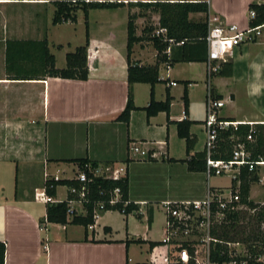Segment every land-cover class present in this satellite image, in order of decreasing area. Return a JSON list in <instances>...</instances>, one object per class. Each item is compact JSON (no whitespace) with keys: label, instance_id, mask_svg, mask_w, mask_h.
<instances>
[{"label":"crops","instance_id":"0c3cea01","mask_svg":"<svg viewBox=\"0 0 264 264\" xmlns=\"http://www.w3.org/2000/svg\"><path fill=\"white\" fill-rule=\"evenodd\" d=\"M150 1L153 0H0V243L5 244L4 264H173L178 260L176 246L154 239V205L202 200L208 189L226 190L234 186L229 179V188L213 187L210 179L217 176L207 178L206 169L190 172L183 162L205 150L207 45L205 53H196L205 56L206 61L159 65L160 82L154 85L153 96L157 102L165 101L167 94L172 98L168 114L160 112L148 118L144 108L149 104L152 87L135 83L132 93L137 110L131 112L128 124L116 121L126 107L129 89V15L135 16V35L144 37L133 45L131 62L153 66L157 61V51L145 38L154 36L161 28L159 15L151 9L128 5L129 2ZM167 1L205 2L208 13H191L190 21L205 22L208 29V21L218 18L224 26L234 25L239 31H246L250 28L249 5L263 0ZM57 2L77 7L83 2L124 5L116 9H91L86 21L83 11L78 9L74 23L54 25ZM151 19L157 20L152 24ZM85 22L89 41L86 80L53 77L14 80L6 73V42L13 40L45 39L56 67L65 68L66 61L58 63L51 47L67 54L82 46ZM71 24L79 30L74 28L68 36L54 35L57 27ZM259 32V36L233 48L228 56L231 67L225 68V74H215L211 79L213 97L224 104L219 111L223 120L264 125V25ZM178 46L180 44H170L175 57L179 56ZM166 53L170 56L171 50ZM185 91L186 115L183 113ZM142 97L145 99L140 103ZM182 120L192 123L189 133L195 137L189 154L185 141L177 135L176 123ZM198 126L205 136L200 150L197 149L199 135L194 131ZM176 138L183 142L184 157L174 156L171 144ZM135 143H141L144 150L149 151L148 158L130 151ZM79 159H87L96 166L125 168L128 201L135 204L137 210L128 215L117 214L118 211L100 212L94 225L87 229L46 222L47 204L35 200L36 192L43 191L45 181L54 177L76 180L80 168L70 161ZM62 165H71L73 176L60 178L59 174L67 172ZM147 170L154 171V175L148 174L163 183V190L148 189ZM176 170L181 179H185L184 186L175 183ZM252 185L249 200L253 202ZM59 187L52 197L56 202L61 201ZM67 189L65 199L69 187ZM111 213H116L120 220L112 219ZM76 214L84 215L85 211L81 208ZM142 214L146 215L144 225L137 222ZM163 215L161 233L164 238V210ZM153 243L158 245L153 246Z\"/></svg>","mask_w":264,"mask_h":264},{"label":"trees","instance_id":"16d2710c","mask_svg":"<svg viewBox=\"0 0 264 264\" xmlns=\"http://www.w3.org/2000/svg\"><path fill=\"white\" fill-rule=\"evenodd\" d=\"M123 3L114 2H88L80 6H73L71 3L57 2L56 10L52 19L54 25L62 23H74L76 20V12L81 9L84 13V19L87 20V13L91 9H116L123 6ZM128 5L151 9L159 15V26L166 29L165 36H148L154 49L157 51V61L153 66H138L131 62V54L133 45L144 37L135 35L134 20L135 16L129 15L127 23V83L128 95L127 103L123 112L117 117L116 121L128 124L131 112L137 110L133 103L132 86L135 83L149 84L152 89L150 93V101L144 111L147 117L156 116L160 112L166 114L170 111L172 98L167 94L165 101L157 102L154 100L153 87L159 83L158 70L161 63L172 65L177 62H203L206 61L205 56H198L196 53H205L207 23L193 22L189 20L191 13H208V6L205 2H177L171 3L167 0H153L150 2H129ZM249 10L255 12V17L250 19L249 27L256 28L264 25V0L260 3H252L249 5ZM86 25V22H85ZM153 28H151L152 30ZM180 44L177 47L179 58L173 55V49L170 44ZM88 31L85 27V42L82 46L77 47L73 52L67 53L65 56L66 66L63 69L56 67L55 57L48 49L47 41H7L5 49L6 73L14 77V80H42L46 77L86 80L88 77L87 67V47H88ZM170 49V56L166 51ZM231 67V63L225 62L221 64V68L217 74H225V68ZM228 74V73H227ZM230 75V73L228 74ZM184 115H186L188 100L187 92L183 95ZM231 122V121H230ZM192 123L187 120H182L176 123L177 135L185 141L186 153L189 154L195 145V137L189 133V127ZM250 127L248 125H238L237 129L232 128L227 131L219 132L217 137L216 147L212 157L215 160H229L232 155L234 146L237 143H244L248 150L251 151V159L256 160L259 156L264 155V125L255 127V142L248 143L245 141L249 134ZM206 154L205 150L196 153L183 161L187 165L190 172H204L206 169ZM78 164L80 170H84L85 166L90 164L96 167V163L89 162L87 159L73 160ZM259 181L257 170L248 172L247 167L242 168L240 175V204L248 207L253 211V215L249 216L254 226L249 229L247 224L241 222L245 219L246 213L234 212L227 216L225 222L213 228L211 235L218 242L212 244L210 249L211 260L218 263L228 262L231 260L227 243H241L246 245L248 256L244 258L247 264H261L256 260L264 255V204L259 205L249 200V192L252 184ZM87 187L86 202L83 204L85 211L84 215H78L76 212L67 219L68 201L72 196L68 192L65 200L57 203H48L46 206V222L51 224L61 225H78L85 229L88 226L94 225V210L97 209V204L107 203L115 189L120 192L119 202L110 207L106 204L102 212L118 211L123 215H128L137 207L135 204L128 201L129 183L125 175L119 180H106L102 178H92L88 176L86 183H79L77 180H46L44 189L48 196L54 197L56 188L59 186ZM127 203L124 206V203ZM124 209V211H123ZM248 223V222H247ZM250 225V224H248ZM158 245L156 243L152 244ZM5 244L0 243V264H4ZM238 261L243 258L238 257ZM192 264V263H190Z\"/></svg>","mask_w":264,"mask_h":264},{"label":"built area","instance_id":"2783aa9c","mask_svg":"<svg viewBox=\"0 0 264 264\" xmlns=\"http://www.w3.org/2000/svg\"><path fill=\"white\" fill-rule=\"evenodd\" d=\"M250 18L255 17L254 11H249ZM260 28H249L246 31H239L236 26H224L218 18H212L208 21L206 36L207 45V94H206V118L204 129L206 133L205 154H206V176L226 177L230 179L234 186L224 190H207L206 196L202 200L188 202H164L162 204L166 215V229L163 238L164 244H174L178 249V260L173 264H247L243 260L238 261L235 252L229 251L231 260L228 262L218 263L211 260L210 249L212 244L218 241L211 235L213 228L226 221L228 214L234 212H244L247 206L240 204V175L243 167H247L248 172H253L264 167V155L259 156L256 160L251 159V151L247 149L245 142L237 143L232 151L229 160H215L212 157L216 147L219 132L227 131L232 128L237 129L239 122H230L221 119L219 111L223 108V101L217 100L211 93V79L221 68V64L228 62V56L233 48L239 46L244 41H250L259 36ZM166 30L159 28L155 36H165ZM172 85H175L173 83ZM250 127L249 134L245 141L248 143L255 142L256 124H245ZM131 152L140 154L148 158V150H140L136 146L130 148ZM87 170H80L76 176L79 183H86L88 176L92 178H102L106 180H119L126 175L125 168L115 167L113 165L92 167L90 164L85 166ZM55 181L57 177L53 178ZM87 187L80 188L70 187L69 193L72 199L68 201L67 219L75 212L72 209L74 204H79L83 208L86 202ZM35 200L44 204L57 203L52 197L48 196L45 189L36 192ZM120 200V192L115 189L106 203L108 206H115ZM128 202L124 203V206ZM106 204H97L94 210V219L98 213L102 212ZM84 209V208H83ZM124 211V209H123ZM227 247H237L239 244L227 243ZM264 255L260 256L256 262L264 264L262 260Z\"/></svg>","mask_w":264,"mask_h":264},{"label":"rangeland","instance_id":"374dc122","mask_svg":"<svg viewBox=\"0 0 264 264\" xmlns=\"http://www.w3.org/2000/svg\"><path fill=\"white\" fill-rule=\"evenodd\" d=\"M156 20L157 19H151L150 22L152 24H154L156 22ZM74 28H77L79 30V27H76L74 24H71V25L59 26L56 29H54L53 32H54V35L68 36V34L70 35L71 32L75 31ZM51 49H52L53 53L56 55L58 63H62L63 61L65 62L66 52L64 50H62L60 52L56 48L51 47ZM63 68L64 67H62V69ZM143 95L145 96V94H143ZM144 99L145 98L142 97V99L140 100V103H143ZM175 109H176V111L178 110V105H176ZM194 131L196 134L199 135V142L197 144V149L200 150L203 148L205 136H203V133L201 132V127H199V126L194 127ZM138 142H140V141H138ZM132 145L138 147L140 150H144V146H142L141 143H135ZM183 146H184L183 142H181L177 138L172 142L171 147L174 150V156L180 157V158L184 157L183 156L184 155L183 154V152H184ZM133 154L136 156H140V154H137L134 152H133ZM62 167H64V169H67V172L65 174H59L60 178H67V177L73 176V172L71 171L73 167L71 165H68V166L62 165ZM150 172H151V174L153 173V175H154V171L147 170V174ZM176 172H177L178 176H176L175 183H177V185L179 187L184 186L185 179H183V178H182L183 180L181 179V176H180L181 174L178 173V170H176ZM257 173H258L259 181L252 185L250 198H251V200H253V202L255 204L263 205L264 204V167L257 169ZM151 174L147 175V177H149L147 180L148 189L149 190H155L156 189L158 191L163 190L164 189L163 183L159 182V180H158V182H156V179ZM210 184L213 187L229 188L230 187V180L226 177H211ZM67 190L68 189L66 186H61L58 188V195H59V198L61 199V201L65 199ZM81 208L82 207L79 204H74L72 206V209L75 210L76 212H80ZM163 210H164V208L162 205H158V204L154 205L153 227L156 231L155 235H154V239L158 240V241H163V236L161 233V227L163 225V220H164ZM244 213H246V216H245V219L241 223L243 225L247 224L248 231H249V229H251L254 226L253 222L249 218V216L253 215V211L247 209L246 211H244ZM111 214H112L111 215L112 219L120 220V218L117 215V214H120L119 212H117V214L116 213H111ZM145 220H146L145 214H142V216L137 218V222H142V225L146 224ZM248 224H250V225H248ZM261 228L263 230L264 225H262ZM136 249L138 251L140 250L138 247ZM228 249L235 252L240 257L248 256L247 247L244 244L239 243V245L237 247L231 246V247H228ZM142 255L145 257L146 253H143ZM143 256H142V258H143ZM146 257H147V255H146ZM262 260L264 261V258Z\"/></svg>","mask_w":264,"mask_h":264}]
</instances>
